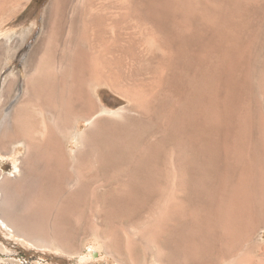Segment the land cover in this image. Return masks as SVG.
<instances>
[{
  "label": "bare ground",
  "instance_id": "6f19581e",
  "mask_svg": "<svg viewBox=\"0 0 264 264\" xmlns=\"http://www.w3.org/2000/svg\"><path fill=\"white\" fill-rule=\"evenodd\" d=\"M263 1L149 0L162 17L198 24L179 41L199 36L207 54L221 52L214 73L227 91L215 94L213 111L204 115L193 109L194 94L176 86L187 115L182 124L175 133L168 126L145 130L134 152L128 145L134 110L152 120L159 107L152 100L160 90L147 92L140 79L128 75V0H50L24 71L14 68L0 80V223L37 248L80 256L84 251L74 246L77 220L95 237L83 259L97 249L123 263L121 255H127L126 264H146L148 253L152 264H255L253 234L264 216V101H258L252 81L255 52L264 40ZM18 3L0 0V27L18 13ZM194 54L204 57L191 53V60ZM244 87L252 90L247 100ZM103 88L129 107H106ZM246 102L243 149L236 121ZM174 110L166 112L168 125ZM8 158L12 171L3 167ZM100 170L102 186L111 190L104 200ZM128 204L135 214L147 211L125 232L123 246L116 228L106 231L103 223L119 217ZM140 244L143 261L136 255ZM11 255L0 243V259L14 263Z\"/></svg>",
  "mask_w": 264,
  "mask_h": 264
},
{
  "label": "rangeland",
  "instance_id": "374dc122",
  "mask_svg": "<svg viewBox=\"0 0 264 264\" xmlns=\"http://www.w3.org/2000/svg\"><path fill=\"white\" fill-rule=\"evenodd\" d=\"M19 2L18 13H16L13 18L11 17L12 19L6 22L4 26L0 27V53L3 54L4 52L3 58L0 60V65H2V63L4 64L0 71V80L6 78L14 68L15 71H24L26 58L28 57V54L36 47L42 34L44 22L43 13L50 0H31L29 2L30 4L26 3L27 0H19ZM25 4L27 6L24 7ZM117 13H120L119 9H117ZM262 13V16H264V7ZM177 17L179 18L180 16L177 15ZM180 19L183 20V17ZM174 20V17L166 18L160 16L159 13H156V11L152 9L149 0H128V64L130 65V67L128 65V75L131 73L133 78L140 79L138 83H143L142 87L145 88L147 92H151L152 88V91L154 92L160 90V94L157 99L152 100V104L155 108L159 104L158 109L155 110L154 118L152 120H144L143 118L139 117L140 113L138 112L140 109H137V111L136 109L134 110L135 115L136 113L137 115L136 117L132 118L133 122L128 126V145L130 146L131 150H135L134 152L140 150V147L143 143V133L145 130H147L149 133H152L159 126L160 128L168 126L166 129H168L169 132L173 129L172 131L175 133L176 128L182 124V120L187 115H184V101L181 97L179 100L176 86H180L182 89L186 87L194 94L193 109L195 111L200 108L204 115L206 113L209 115L210 112L213 111L212 104L215 99V94L219 93L221 96H223L227 91V86H224L226 83L222 80L220 81L214 73L217 64L221 60V52H210L207 54L203 48H200L199 42L200 39L203 40V38L199 36H194L195 39L193 42H180L179 37L193 34L195 30L194 26L198 24L196 22H191L192 24L189 25L185 20L184 21L186 24H182L184 23L182 20V23L176 22L180 20ZM262 27L264 29V17L262 20ZM197 52L198 54H203L202 56L205 58L200 57L197 59L194 54L191 60L190 54ZM255 53V62L257 63H255L256 66L252 82L255 84L254 93L257 94L258 101L262 103L264 101V89L262 88V86H264V40H262ZM11 55L12 58L9 60ZM7 56H9L8 59H6ZM175 70L177 71V77L174 75ZM239 73H242V71L239 70L238 75ZM164 75H166V77ZM161 77L165 78L166 80L163 79V81L159 84ZM250 93H252V90H249L248 87L243 88V96L245 100H247L246 97ZM100 96L102 98L103 104L110 109L118 110L120 108L126 107L127 105L129 107V101H125L112 91L103 88L100 90ZM184 100L186 101V99ZM239 106L240 114L238 115L236 122L242 127L241 130L243 129L242 145L244 149L247 146V131L249 129L247 124V102L244 104L241 103ZM172 107L174 108L172 109ZM175 107L178 109L177 111L174 110ZM172 110H174L173 120L171 121L172 124L170 123L171 125H168V123L166 124V120H168L166 117L168 112L170 113ZM171 113H173V111ZM163 121L165 122L163 123ZM83 127H86L85 123H83ZM124 139L125 136L123 137V140ZM3 167L5 171H12V159H5ZM104 173V170H100L99 184L103 188L104 192L107 190L106 193H103L102 188H100V198L102 200L105 198L104 194H108L109 191L111 193V190L106 188L109 187V185L111 186V183L105 187L106 189H104L102 186L103 183L105 184ZM121 179H124V176L121 175L120 180ZM117 183H119V181L116 182L114 186H117ZM24 203L25 201L22 200L20 208L24 206ZM130 206L131 205L128 206V209L123 208L121 210L123 212L120 213L121 215L116 219H113V221L111 218L107 219L103 223V229L106 231L116 228L115 230L117 231V235L120 237L119 239L123 246H125L127 243L128 236H126V233L128 234L129 228L137 226V222L144 217V212L147 211L144 209L140 213L135 214L131 211ZM85 210L87 212L89 207L86 206ZM123 213L124 215L127 214L128 218H126V216L124 218ZM79 223L80 224H78L77 220H74L73 230L78 235V239H76L74 243V246H76L75 248L78 247L82 252L84 251V254H81L80 256L79 254L69 255L53 250L37 248L36 246L31 245L29 242L27 243V241L24 242L22 238L11 235L9 231L0 223V243L4 247L5 245L8 247V251L12 254L9 258L15 260V262L12 263L5 262L0 259V264L127 263L128 256L125 254L121 255V260L124 259V262H126L123 263L118 261L115 257H111L107 252H101L97 249L92 250L93 255L91 258L83 259L84 255L90 249L91 244H93V241L95 243V237L93 234H87L88 232H85L84 225L81 222ZM125 227H128V230H126ZM253 240L257 245L255 264H264V216H262V218H260L258 221V227L255 230V234H253ZM144 251L145 250L141 244L136 247V255L139 256L141 261H143L145 258ZM248 256V250L246 249L243 257L248 258ZM151 257L152 255L148 253L146 257V264H152L153 257ZM226 264L234 263L226 262Z\"/></svg>",
  "mask_w": 264,
  "mask_h": 264
}]
</instances>
